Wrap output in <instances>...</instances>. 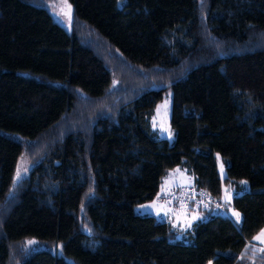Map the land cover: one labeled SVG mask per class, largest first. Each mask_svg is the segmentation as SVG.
Segmentation results:
<instances>
[{"label":"trees","instance_id":"trees-1","mask_svg":"<svg viewBox=\"0 0 264 264\" xmlns=\"http://www.w3.org/2000/svg\"><path fill=\"white\" fill-rule=\"evenodd\" d=\"M56 1L0 0V264H264V0ZM175 168L240 222L138 213Z\"/></svg>","mask_w":264,"mask_h":264},{"label":"rangeland","instance_id":"rangeland-1","mask_svg":"<svg viewBox=\"0 0 264 264\" xmlns=\"http://www.w3.org/2000/svg\"><path fill=\"white\" fill-rule=\"evenodd\" d=\"M67 4H69L67 2ZM61 9L67 10L66 9V5L64 4V0H57L54 7L52 9L49 10V14L51 15L52 20L58 24L60 27H62L65 31H69V19L68 17H66L63 12L61 11ZM170 107H171V94H167L163 97L162 101L158 103V105L155 107L154 109V113L150 119V127H151V131L154 133V135L159 138V139H163L166 140L169 144L172 143L174 136H173V131L171 130L170 124H169V119H170ZM216 164H217V169H218V173L221 179L224 178L225 174H224V168H221L222 162L220 160L219 157H216ZM21 175L19 178H17V168L18 166H21ZM29 168L28 163L25 161V159H20L16 165V169H15V173L13 176V180L16 181L20 178H22L23 176H25V173L27 171H24L23 169ZM186 174L184 173V171H181L179 168H175L171 171H169L166 175V179L164 178L163 183L165 184H172L174 183V179H184L183 181H190L189 178H185ZM162 183V184H163ZM245 189L247 190V184L243 183ZM227 195L230 196L231 194L229 192H227ZM226 197V194L225 196ZM231 197V196H230ZM225 200H230V199H226ZM161 205H158L156 203H152L151 204V210H145V206L144 207H138L136 209V211H138V213L140 214H148V215H152L153 217L155 216V211L160 208ZM228 211V215L231 217V219L234 221V223H237L236 221V217L233 215V211L231 208L228 207L227 209ZM176 212H180L183 214H191V215H195L197 214L196 212H187V211H183V210H177L175 209ZM179 214V213H177ZM199 214V212H198ZM190 215V216H191ZM201 220L205 219V216H202L200 218ZM188 226V222L185 224H182V228L187 227ZM189 227V226H188ZM187 229V228H184ZM31 242V243H30ZM25 248L27 249H38L40 246L35 242V241H27L24 245ZM207 264H211V262H208Z\"/></svg>","mask_w":264,"mask_h":264},{"label":"built area","instance_id":"built-area-1","mask_svg":"<svg viewBox=\"0 0 264 264\" xmlns=\"http://www.w3.org/2000/svg\"><path fill=\"white\" fill-rule=\"evenodd\" d=\"M152 203L169 210L177 209L190 213L212 211L230 217L224 205L221 202L212 200L207 193L193 184L192 179L188 182H180L173 188L159 190L154 200L146 204V207L149 208Z\"/></svg>","mask_w":264,"mask_h":264},{"label":"crops","instance_id":"crops-1","mask_svg":"<svg viewBox=\"0 0 264 264\" xmlns=\"http://www.w3.org/2000/svg\"><path fill=\"white\" fill-rule=\"evenodd\" d=\"M186 177V179L187 178H189L190 179V177L189 176H187V175H185ZM166 179V178H165ZM184 179H181V178H179V179H174V183H172V184H170V185H168V184H162V186H161V188H160V190H163V189H166V188H173V187H175V186H177L180 182H185V181H183ZM191 180V179H190ZM165 181V180H164ZM145 206V210H151V205L149 206V208H147L146 207V205H144ZM177 213H179V214H177ZM191 214H183V213H180V212H176L175 210H169V209H167V208H165V207H163V206H161L160 208H158L156 211H155V218H156V220L158 221V222H167V223H169L173 228H175V229H178V230H183L184 228H189L188 226L187 227H184V228H182V224L183 223H187L188 222V225L189 224H193V223H195L196 221H198V220H201L200 218L203 216L202 214H193V215H191ZM193 216H196L197 218L196 219H193ZM238 224V223H237ZM264 229V228H263ZM260 232H261V230H260ZM259 232V233H260ZM258 233V234H259ZM258 234H256L255 236H257ZM254 236V237H255ZM253 237V238H254ZM252 238V244L254 245V246H258V247H261V248H264V243H261L260 241H257V240H255V239H253Z\"/></svg>","mask_w":264,"mask_h":264},{"label":"snow or ice","instance_id":"snow-or-ice-1","mask_svg":"<svg viewBox=\"0 0 264 264\" xmlns=\"http://www.w3.org/2000/svg\"><path fill=\"white\" fill-rule=\"evenodd\" d=\"M64 4L66 5L67 10L61 9V11L70 20L71 19V5L67 4V0H64ZM21 168H22V165L18 166V168H17V178H19L21 175ZM221 168H223V165H221ZM23 170L27 171L26 168H24ZM243 183H246V182H243ZM225 198L230 199V196L227 195V192H226ZM142 207H144V206H142ZM233 215L236 217L237 223H239L240 219H241L240 213L233 211ZM196 218H197L196 216H193V219H196ZM188 226L191 227V224H189ZM253 239L260 241L261 243H264V229H262L261 232L257 236H255ZM259 251L264 252V248L260 249Z\"/></svg>","mask_w":264,"mask_h":264}]
</instances>
